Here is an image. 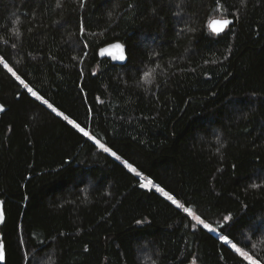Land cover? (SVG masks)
Masks as SVG:
<instances>
[{
    "label": "trees",
    "instance_id": "obj_1",
    "mask_svg": "<svg viewBox=\"0 0 264 264\" xmlns=\"http://www.w3.org/2000/svg\"><path fill=\"white\" fill-rule=\"evenodd\" d=\"M0 87L4 264H247L43 100L264 264V0H0Z\"/></svg>",
    "mask_w": 264,
    "mask_h": 264
},
{
    "label": "snow or ice",
    "instance_id": "obj_2",
    "mask_svg": "<svg viewBox=\"0 0 264 264\" xmlns=\"http://www.w3.org/2000/svg\"><path fill=\"white\" fill-rule=\"evenodd\" d=\"M215 24H218L220 25L219 28H213L212 31L215 32L217 35L222 32L224 30L225 27H227L231 21L227 20V19H223V20H220V21H215L214 22ZM81 31H83V29H81ZM119 47V46H117ZM4 67L7 68L8 72L12 74V76L15 77L16 80H18L22 85H24V87L28 90V92L31 93V95L33 97H35L37 100H41L42 98L37 95V93L35 91H33L31 88L28 87V85L24 82V80H22L20 78L19 75L16 74V72H14L12 70L11 67L8 66L7 63L4 64ZM150 76V73H145L144 75V79H145V82H148V77ZM44 104H46L48 106V108H50L53 112H56V114L59 116V115H62V113L60 112H57L56 108H54L51 104L48 103L47 100H43L42 101ZM0 111H3V107L0 106ZM69 124H71L74 128H76L79 132H81L84 136L88 137L90 140L93 139L92 136L89 135L88 132H86L84 130V128L80 127L79 124L77 123H74L73 120H70L68 118V116H64L63 117ZM95 143L97 144V146L99 148H101L104 152H109L111 155L113 156H116V153L115 152H111L109 148L105 147L103 144H101L98 140L95 141ZM117 159H120L119 156H116ZM125 167H127L129 169V171L131 172H134L136 174V176L140 177L141 176V173L136 171L135 168L132 167L131 164H125ZM151 186H154L153 185V181L152 180H149L147 179L146 177H141V180H140V187L141 188H147V187H151ZM156 187V191L162 193L168 200H170L174 205L177 206V208H182L183 211L185 213H187L189 216H191L198 224H201L203 225V227L205 229H207L209 232H215L216 229L212 228L209 224L205 223L204 220H202L199 216H196L191 209L185 207L184 205L180 204L173 196L169 195L168 192H166L162 187L158 186V185H155ZM225 219H230L229 217H225ZM220 239L227 245V244H231V247L232 249L238 253L242 258L243 260L247 261V264H260L259 260L257 259H254L252 255H250L247 251H245L243 248L241 247H238L236 243H232L228 236H225V235H222L220 236ZM4 256H3V251L0 250V260H3Z\"/></svg>",
    "mask_w": 264,
    "mask_h": 264
},
{
    "label": "water",
    "instance_id": "obj_3",
    "mask_svg": "<svg viewBox=\"0 0 264 264\" xmlns=\"http://www.w3.org/2000/svg\"><path fill=\"white\" fill-rule=\"evenodd\" d=\"M119 1H130V0H119ZM223 19H227L229 21H231V23L224 28V30L222 32H220L218 35L224 33L229 27L234 25V19H230V18H216V19H212L210 24H209V29L210 31L217 35L215 32L212 31V29L215 28H219L220 25L215 24V21H220ZM119 46V47H117ZM99 58L101 60H109L113 65L116 66H124L128 63L129 60V56H128V51H127V46L125 44H123L122 42H115L112 43L110 45H107L105 47H103L100 51H99ZM1 90V87H0ZM0 106L3 107V111H0V116L2 114L5 113L6 108L3 104L0 103ZM5 221V214H4V208L3 205L0 204V226L3 225ZM0 250L3 251V260H0V263L4 264L5 260H6V252H5V245L4 243L0 244Z\"/></svg>",
    "mask_w": 264,
    "mask_h": 264
},
{
    "label": "rangeland",
    "instance_id": "obj_4",
    "mask_svg": "<svg viewBox=\"0 0 264 264\" xmlns=\"http://www.w3.org/2000/svg\"><path fill=\"white\" fill-rule=\"evenodd\" d=\"M216 18H226V17H214L213 19H216ZM58 112V111H57ZM62 117H64L63 115H61ZM94 142L96 141L95 139H92ZM102 144V143H101ZM105 146V145H104ZM106 147V146H105ZM108 148V147H107ZM101 149V148H100ZM102 150V149H101ZM103 151V150H102ZM110 151L111 152H113L111 149H110ZM107 154H109L110 156H112L113 158H115L117 161H119L120 163H122L124 166H125V164L127 163L122 157H120L118 154H116V156H119L120 157V159H117L116 158V156H113V155H111L109 152H106ZM127 164H129V163H127ZM133 168H135L134 166H132ZM136 169V168H135ZM129 170V169H128ZM136 171H138L137 169H136ZM139 172V171H138ZM133 174H135L134 172H132ZM136 175V174H135ZM141 177H145L144 175H142L141 174V176L139 177L140 179H141ZM147 178V177H146ZM148 179V178H147ZM150 180V179H149ZM153 185L154 186H151V187H147L146 189H149V190H155L156 191V187H155V183L153 182ZM158 192V191H157ZM160 193V192H159ZM161 195H163L162 193H160ZM170 195V194H169ZM164 196V195H163ZM172 196V195H171ZM165 197V196H164ZM166 198V197H165ZM170 201V200H169ZM193 212V211H192ZM196 216H198L195 212H193ZM192 218V217H191ZM193 219V218H192ZM194 220V219H193ZM195 221V220H194ZM196 222V221H195ZM201 225V224H200ZM201 226H203V225H201ZM211 226V225H210ZM212 228H214V229H216V231L213 233V234H215L216 236H218L219 238H220V236H222L220 233H219V231L217 230V228H215V227H213V226H211ZM229 246H231V244H228Z\"/></svg>",
    "mask_w": 264,
    "mask_h": 264
}]
</instances>
